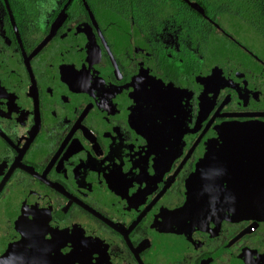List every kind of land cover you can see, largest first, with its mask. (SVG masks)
<instances>
[{"label": "flooded vegetation", "instance_id": "obj_1", "mask_svg": "<svg viewBox=\"0 0 264 264\" xmlns=\"http://www.w3.org/2000/svg\"><path fill=\"white\" fill-rule=\"evenodd\" d=\"M0 264H264V0H0Z\"/></svg>", "mask_w": 264, "mask_h": 264}]
</instances>
